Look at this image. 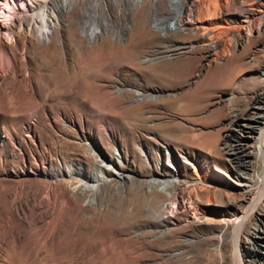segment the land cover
Wrapping results in <instances>:
<instances>
[{"label":"rangeland","instance_id":"rangeland-1","mask_svg":"<svg viewBox=\"0 0 264 264\" xmlns=\"http://www.w3.org/2000/svg\"><path fill=\"white\" fill-rule=\"evenodd\" d=\"M69 1L54 46L0 34V264H264V0ZM87 146L92 194L50 175Z\"/></svg>","mask_w":264,"mask_h":264},{"label":"bare ground","instance_id":"bare-ground-1","mask_svg":"<svg viewBox=\"0 0 264 264\" xmlns=\"http://www.w3.org/2000/svg\"><path fill=\"white\" fill-rule=\"evenodd\" d=\"M21 1L22 0H7V1L5 0V2L2 4L3 6L0 7V12L2 14H4L5 11H9L6 10L7 7H10L11 9L10 13L12 14L9 21L2 20L1 18L2 15L0 16V34L1 36H4V41L7 44H9L10 42H12V40L15 39L16 34L22 31L23 29V31H26L29 35L35 36L37 40L46 42L49 45L54 46L56 42L54 41L53 36L55 30L58 29V27L60 26V20L63 15L62 14L63 10L70 9L72 3L69 0H60V2H57L55 0L52 3L53 5L49 7L48 5L49 0H24V2ZM168 1L172 6H174V9H177V12L173 13L172 18L180 22L182 20L180 14L181 12L178 9L181 5L180 2L182 0H168ZM2 7L5 8L3 12L1 10ZM73 9L74 8H72V10ZM92 15L89 18H87V20L83 23V28L89 29L90 35L93 34L94 32H97L95 31L96 27L94 28L92 26L93 24L90 21V18L93 17ZM18 16L19 19H17ZM158 21L154 20V23L156 24ZM158 28L162 29V27L160 26ZM169 28L171 29L172 26H169ZM173 28L175 29V26H173ZM0 62L4 66L11 67L13 69V73H16L15 69L13 68L11 58L8 56L7 52L4 51L3 49H0ZM189 66H190V62L187 59L179 60L171 65L169 63V66L165 68V75L164 74L163 75L167 76L168 74H170L171 76L176 74L180 76L184 72H186ZM0 72H3V70L0 69ZM253 104H254L253 107L255 108L254 109L255 111L253 112L255 114L254 122L257 123L260 120L264 119L263 116L264 83H263L261 96H258L257 100ZM247 124L250 129L255 127V124L253 123H247ZM257 129H258L257 140L259 144L258 147L263 148L262 141L264 139V122L262 125L259 124ZM86 153H87V162L89 164H92V167H94V171L92 169L89 170L87 167L86 169L80 163L69 162L65 164L66 165L65 168L61 166L54 168L50 173L52 178L55 180L65 181L69 185H73L74 187L78 188L80 191L90 192V194L96 192L98 186L107 180V175L105 173L109 170L103 165L102 161L104 159L101 160L103 156L100 152L93 151L91 148L87 146ZM125 177L129 178L130 176L125 175ZM176 180L177 179L174 178L157 179L153 177V179L149 181V184L152 185L153 187L160 189V191L165 192L169 187L176 184ZM253 207L254 204L251 203V205H249L248 207V210L243 211L241 215L237 217L235 222L236 224L233 234L234 236L232 239L234 245V255L239 262H240V257H239L240 253H238L239 250L238 243L240 241V233L242 231L246 216L248 215V211L251 208L253 210L254 209Z\"/></svg>","mask_w":264,"mask_h":264}]
</instances>
